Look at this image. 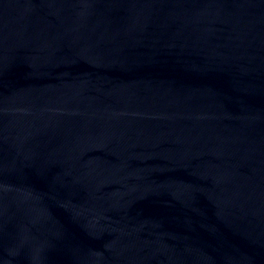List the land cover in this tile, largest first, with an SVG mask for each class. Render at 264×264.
<instances>
[{"label":"water","instance_id":"1","mask_svg":"<svg viewBox=\"0 0 264 264\" xmlns=\"http://www.w3.org/2000/svg\"><path fill=\"white\" fill-rule=\"evenodd\" d=\"M0 264H264V0H0Z\"/></svg>","mask_w":264,"mask_h":264}]
</instances>
